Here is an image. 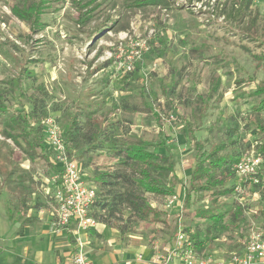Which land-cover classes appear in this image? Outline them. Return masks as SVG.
<instances>
[{
    "label": "rangeland",
    "instance_id": "374dc122",
    "mask_svg": "<svg viewBox=\"0 0 264 264\" xmlns=\"http://www.w3.org/2000/svg\"><path fill=\"white\" fill-rule=\"evenodd\" d=\"M33 1L0 0V264H62L76 244L47 220L61 167L50 121L98 188L95 228L135 247L172 236L177 208L142 220L127 192L148 203L157 194L116 178L138 176L125 148L148 142L174 163L151 174L184 199V226L239 244L249 213L264 210V185L235 192L231 162L211 168L223 184L193 191L191 179L201 160L264 152V0H243L242 21V0H51L37 32L12 12Z\"/></svg>",
    "mask_w": 264,
    "mask_h": 264
},
{
    "label": "built area",
    "instance_id": "2783aa9c",
    "mask_svg": "<svg viewBox=\"0 0 264 264\" xmlns=\"http://www.w3.org/2000/svg\"><path fill=\"white\" fill-rule=\"evenodd\" d=\"M49 123L47 139L57 151V159L61 165L60 172L56 177L58 187L53 195L56 203L51 211L54 217V232L57 234L68 232L76 240L74 249L62 264H93L85 253V245L79 235V230H90L98 225L96 217L91 213L94 203L99 197L98 189L86 181L78 161L67 155L59 126L54 121ZM263 163L264 152L255 145H252L239 157L232 168L236 178L235 192L242 194L250 186L264 185ZM163 200L165 209L177 208V215H179L174 243L166 249L168 253L166 257L155 255L151 259H146L140 253L135 258L134 264H171L170 260L174 257L180 258L184 264H224L198 257L192 240L193 231L187 229L183 223L184 199L174 193L165 195ZM246 229L248 238L245 252L233 254L230 263L264 264V222L261 223L251 218Z\"/></svg>",
    "mask_w": 264,
    "mask_h": 264
},
{
    "label": "trees",
    "instance_id": "16d2710c",
    "mask_svg": "<svg viewBox=\"0 0 264 264\" xmlns=\"http://www.w3.org/2000/svg\"><path fill=\"white\" fill-rule=\"evenodd\" d=\"M51 0H35L30 5H23V6H14L12 8L13 14L19 18L20 20L27 22L30 24L31 29L33 32H37L44 28V25L41 21V15L44 13L45 9L48 7L49 2ZM140 4H144L146 1L147 3H160L161 0H138ZM145 1V2H144ZM197 2H203L204 0H195ZM243 2V3H242ZM239 2V14L242 13V9H248L249 2ZM89 3L86 2L84 5L76 4L78 10L82 14L81 21H87L90 19V15L92 13L91 10H87L86 13L83 12L84 8H88ZM244 19V15L241 14L240 20ZM252 24V21H251ZM258 94L263 95L264 93V85H259L256 91ZM260 106L264 107V98L260 102ZM262 131H264V126H262ZM67 137L70 136V130L66 131ZM148 142H141L139 144H131L125 148V158L129 161H132L136 165H138V176H130L127 174H117V179H122L126 182H133L134 185L142 191L151 192L154 194L159 195H171L174 194V188L170 187L164 183H161L158 179L152 177V170H159L161 174L166 173L167 171H172L174 167V163L170 162L168 166H163L162 163L167 162L166 157L162 156L161 154L150 151L147 149ZM160 146H165V142H161ZM42 146V145H41ZM240 155L236 158L227 160H223V158H215L214 160H201L199 164L194 168L191 184L193 191L198 190H208L213 186L218 184H223V180L215 178L214 174L211 171V168L214 166H219L221 162H231L235 163L239 159ZM232 164V165H233ZM206 178L204 182L201 180ZM229 193V191H226ZM126 199L131 202L133 205L134 210L137 211L139 214L140 219L145 220L149 218H157L160 216V210L156 208H152L148 202H145L133 191H129L126 194Z\"/></svg>",
    "mask_w": 264,
    "mask_h": 264
},
{
    "label": "crops",
    "instance_id": "0c3cea01",
    "mask_svg": "<svg viewBox=\"0 0 264 264\" xmlns=\"http://www.w3.org/2000/svg\"><path fill=\"white\" fill-rule=\"evenodd\" d=\"M29 171H30V168L26 165H23V175H26L27 177L24 178L23 176H21L22 181L25 179L26 181L30 180L28 176ZM263 171H262V176L264 177ZM14 174L17 177V171H14ZM84 177H85V174H84ZM88 182L97 188L95 183L91 181H88ZM46 195H50L49 191L48 192L46 191ZM158 195L159 194H157V196L154 195L156 196V198L151 199L149 204L152 208H156L160 211L161 210L164 211L163 209L164 206L161 203L162 199L159 198ZM49 199L55 200L52 194L49 196ZM48 202H49L50 216H47V220H51L52 222L53 216H52L51 211L53 210V206L55 204L52 201H48ZM41 212L44 213V210H42ZM249 214H251V218L258 220L261 223L264 222V210L261 213L262 215L260 214L261 217L260 216L256 217L255 214L258 215L257 211H254L253 213H249ZM250 219L247 220V224ZM178 221H179V215H177L175 219L174 232L172 236L169 237L167 240L159 239L158 242L155 241L156 243L154 242L149 245H142L141 247H135L129 244L128 242H122L119 238L121 237L122 232L117 229L106 227L104 223H100L99 226L95 228L98 230L97 234H89L88 231H85L81 234V238L85 245L84 246L85 253L88 255V257L93 262V264H134L135 258L140 253H142L144 258L146 259H151L155 255L166 257L168 255L166 249L172 246L174 243L177 230H178V224H177ZM184 222H185V218L183 216V223ZM185 227L193 231L192 240H193V243H194V246H195V249H196V252L199 258L210 259L211 261L224 263V264H231L230 260L233 254H236V253L243 254L245 252V246H246V242L248 238L247 229L243 230V234H242L243 240H241L239 244L234 243L230 245L228 243L229 242L228 240H227L228 242H226L225 240H222L218 236L216 240L212 242L208 241L206 239V236L204 237L202 232H200L198 229L196 230L194 228H188V226H185ZM62 235L63 237L65 236V238L73 237L72 234L68 232H65ZM72 249H70V251H72ZM70 251L68 252L69 254L71 253ZM68 253L66 254L67 256L69 255ZM64 261L65 260H63V262ZM170 263L171 264H184V262L178 257L172 258L170 260Z\"/></svg>",
    "mask_w": 264,
    "mask_h": 264
}]
</instances>
